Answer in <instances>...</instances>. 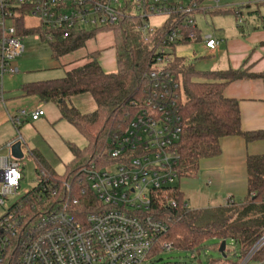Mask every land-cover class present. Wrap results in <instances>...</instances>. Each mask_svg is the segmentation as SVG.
<instances>
[{"label":"built area","instance_id":"2783aa9c","mask_svg":"<svg viewBox=\"0 0 264 264\" xmlns=\"http://www.w3.org/2000/svg\"><path fill=\"white\" fill-rule=\"evenodd\" d=\"M220 8L221 0H214ZM204 8L196 0H133L130 9L123 0H0V99L5 101L6 75L20 72L15 63L25 51L17 19L33 15L40 26L52 28L48 42L66 38L76 28L117 24L121 19L143 20L140 29L154 32L167 24L166 45H159L149 63L143 108L121 132L113 136L111 161L90 162L75 175L82 195L95 197L93 211L77 216L78 193L69 181L45 180L46 169H38V182L21 193L23 168L11 147L25 141L20 132L23 118H41L45 111L20 109L10 115L18 135L7 143L8 154H0V206H9L0 216V264H142L163 242L170 224L155 214V208H176L175 187L180 182L179 142L184 132L180 85L170 70L175 54L168 44L187 39L202 40L215 51L222 40L201 36L195 15ZM135 12V13H134ZM162 22L154 23L156 19ZM159 21V20H158ZM26 26V22H25ZM30 155L38 161L31 149ZM264 246L262 235L239 264H248ZM264 264V260H259Z\"/></svg>","mask_w":264,"mask_h":264},{"label":"trees","instance_id":"16d2710c","mask_svg":"<svg viewBox=\"0 0 264 264\" xmlns=\"http://www.w3.org/2000/svg\"><path fill=\"white\" fill-rule=\"evenodd\" d=\"M128 9L133 0H123ZM203 4L207 0H196ZM219 11L222 9H218ZM235 11V10H234ZM242 12L239 8L235 13ZM264 22V15L259 10L252 11ZM22 34L35 31L45 38L52 28L25 26V18L17 19ZM143 20L137 17L121 19L114 25L94 28L73 29L66 38L57 37L49 42L55 59L85 47L101 30L113 31L117 70L107 73L98 57L100 52L89 54V60L82 66L68 70L65 76L54 79L29 82L23 89L28 95H38L43 102L55 103L66 119L87 139V145L80 147L68 142L73 160L66 165L64 173H57L51 166L43 165V159L35 155L40 166L46 169L45 180L60 187L64 181L71 182L78 193L77 216L83 219L93 211L95 197L91 192L82 195V186L77 185L75 175L83 165L90 162L104 163L111 161L109 152L114 135L121 133L143 108L146 73L149 63L157 55L159 45H166L167 24L154 32L140 29ZM242 25L239 28L242 29ZM264 27V24H263ZM257 28V27H254ZM191 42L187 39L180 43ZM168 44L174 48L176 44ZM170 70L176 76L181 93V108L184 119V132L179 142L181 155L178 172L180 179L191 178L199 170L202 159L218 156L221 152V139L226 136L240 135L251 142L264 139V130L246 132L242 129L239 101L226 97L225 87L240 79L261 77L244 69L201 71L186 58L175 55ZM90 93L97 108L93 112L82 113L70 104L75 95ZM248 193L241 202L229 199L226 204L208 209L190 208L181 191L180 184L175 187L173 198L177 200L176 208L166 206L155 208V214L170 224L163 242L180 250L201 252L210 239L216 240L212 245L219 250L223 240L233 239L241 246L240 258L230 257L212 260L210 264H239L254 243L264 235V154L249 156ZM226 248V253H227ZM163 252L161 245L153 251ZM254 259L264 260V246L254 255Z\"/></svg>","mask_w":264,"mask_h":264},{"label":"rangeland","instance_id":"374dc122","mask_svg":"<svg viewBox=\"0 0 264 264\" xmlns=\"http://www.w3.org/2000/svg\"><path fill=\"white\" fill-rule=\"evenodd\" d=\"M183 1L185 3L189 2V0ZM202 6L208 9L203 12H198L195 15L202 37L213 35L219 38L223 36L225 32H229L232 29L239 30V25L241 24L245 29H250L251 25L255 27L256 25L264 24L257 13L252 12L259 10L261 15H264V0H221V7L218 8L222 9L220 11L214 8V0H207ZM239 8L242 9V12L237 15L235 11ZM163 20L164 18H160L153 22L157 23ZM25 22L28 28L35 29L40 26L39 18L33 15L28 16ZM87 29L92 30L93 28L88 26ZM22 42L25 47L24 54L15 60V63L21 66L22 74L19 76L18 74L17 76L7 74L5 80L6 104L13 115H16V110L20 109L34 111L41 108L45 111V105H49L53 113L56 111V106H54L53 103H45L41 101L37 95H24L21 86L25 82L63 77L66 74V68L70 64L78 62L80 59L89 60V53L97 51L100 52L98 60H100V58H106L108 61L115 64L116 67V55L113 48L114 33L111 30H101L95 38L87 42L85 47L69 53L60 59L53 58L50 43L46 38L36 34L34 30L24 33ZM171 51L177 56L186 58L187 61L194 64L198 70H215L213 62L216 59V55L211 54L205 48L201 39L176 44ZM22 99L28 100L22 102ZM46 118L47 114L41 117V119L45 121ZM26 119L27 118H23L22 124L20 125V131L24 136H27L25 133V126L28 125V122L35 124V121ZM36 124L38 125H34V130L36 132L38 131L41 140L47 145L45 155L47 154L46 159L48 161L43 160V165L52 166L59 174L64 173L66 165L73 160V155L68 148V142H73L83 148L88 143L86 137L62 117L46 122L39 121ZM16 135H18L17 131ZM27 143L28 145H24L26 151L25 157L20 160L24 176L20 190L22 194L25 190L33 188L38 182L37 162L28 151L29 147L34 148V144L32 141H28ZM32 151L34 155H40L39 152L34 149ZM4 153H7V150H4ZM9 202L11 203L12 201H7L5 207L0 206V216L3 215L5 209L9 206ZM190 208L197 209L194 208L193 203ZM208 208L210 207L198 209ZM215 242L216 240L210 239L207 242V246L201 250L200 253L190 250H180L174 247L171 250H165L157 254L151 252L142 264H210L212 260L222 257L219 250L216 249L215 246H212ZM226 242L228 249L227 256L235 260L239 259L241 255V246L233 239H228ZM248 264H259V261L253 258Z\"/></svg>","mask_w":264,"mask_h":264},{"label":"crops","instance_id":"0c3cea01","mask_svg":"<svg viewBox=\"0 0 264 264\" xmlns=\"http://www.w3.org/2000/svg\"><path fill=\"white\" fill-rule=\"evenodd\" d=\"M250 27V29L242 27L239 30L232 29L225 32L223 36L219 37L222 40L221 45L213 52L206 48L211 54L216 55L213 62L215 70L233 68L244 69L258 75L264 74V27L263 25H256L257 28L252 25ZM113 48L115 50L114 45ZM87 61V59H80L78 62H71L72 64L66 69L68 71L74 67L82 66ZM99 62L107 73L116 72L117 61L116 67L106 58H100ZM19 68L18 76L22 74L20 65ZM13 76H17V74ZM29 82H25L21 86L24 95L28 94L25 93L23 87ZM224 94L226 97L239 101L242 129L244 131L264 130V80L261 77L236 80L225 87ZM26 100L28 99H22V102H26ZM70 104L82 113L93 112L97 108L94 98L89 93L72 96ZM53 105L56 106L54 113L49 105L44 106L45 114L43 116L47 114L46 121L61 117L60 109L55 103ZM10 115H13V113L7 108L6 98L4 102L0 99V154L2 155L8 154L7 143L17 137V130L10 121ZM27 119L32 120L29 117ZM33 121H35V124L28 122V125L25 126L27 136H24L23 133L21 135L25 144L28 145V141H32L34 144V148H29L39 152V156L48 161L46 159L47 154L45 155L47 145L41 140L38 131L34 130V125L39 124H36L37 122L46 121L41 118ZM220 143L222 152L218 156L202 159L197 175L191 178H182L179 182L189 207L192 203L194 208L197 209L218 207L226 204L230 198L236 202H241L248 193V157L264 154V139L247 142L244 137L233 135L222 138ZM4 150H7V153H4Z\"/></svg>","mask_w":264,"mask_h":264},{"label":"water","instance_id":"95a60500","mask_svg":"<svg viewBox=\"0 0 264 264\" xmlns=\"http://www.w3.org/2000/svg\"><path fill=\"white\" fill-rule=\"evenodd\" d=\"M11 153L12 156L21 160L24 158V151L22 148V142L21 141H17L16 143H14L11 147ZM226 248H227V242L226 240H223L221 242V245L219 247V252L221 253V255L226 258L227 257V253H226Z\"/></svg>","mask_w":264,"mask_h":264}]
</instances>
